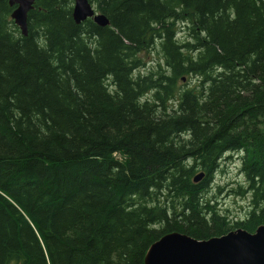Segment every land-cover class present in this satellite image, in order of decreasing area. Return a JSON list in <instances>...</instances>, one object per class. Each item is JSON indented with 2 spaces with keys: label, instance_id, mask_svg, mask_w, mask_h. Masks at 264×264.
I'll list each match as a JSON object with an SVG mask.
<instances>
[{
  "label": "trees",
  "instance_id": "16d2710c",
  "mask_svg": "<svg viewBox=\"0 0 264 264\" xmlns=\"http://www.w3.org/2000/svg\"><path fill=\"white\" fill-rule=\"evenodd\" d=\"M91 2L108 26L35 0L23 36L0 1V264H145L167 233L255 232L264 0ZM154 48L164 67L135 75ZM227 153L251 194L234 222L206 197Z\"/></svg>",
  "mask_w": 264,
  "mask_h": 264
},
{
  "label": "water",
  "instance_id": "95a60500",
  "mask_svg": "<svg viewBox=\"0 0 264 264\" xmlns=\"http://www.w3.org/2000/svg\"><path fill=\"white\" fill-rule=\"evenodd\" d=\"M6 1L13 7L11 18L22 35L27 36L28 15L35 0ZM73 1V18L77 24L89 18L102 27L110 24L104 14L93 8L90 0ZM205 175L200 172L194 182L201 181ZM145 264H264V225L253 233L239 228L204 240L181 232L167 233L149 247Z\"/></svg>",
  "mask_w": 264,
  "mask_h": 264
},
{
  "label": "rangeland",
  "instance_id": "374dc122",
  "mask_svg": "<svg viewBox=\"0 0 264 264\" xmlns=\"http://www.w3.org/2000/svg\"><path fill=\"white\" fill-rule=\"evenodd\" d=\"M177 38L187 41V30L184 29L183 24H180ZM140 58L144 65L135 72V75H147L150 71L156 70L159 64L164 67L163 55L159 48L144 51ZM185 83L187 84L184 85ZM195 83L196 79L190 77L189 80L181 82L180 86L184 89ZM241 157L242 154H225L206 192V197L211 200V203L215 204L222 213L227 214L233 222L244 219L251 209V194L244 190L247 187V181L241 172Z\"/></svg>",
  "mask_w": 264,
  "mask_h": 264
},
{
  "label": "bare ground",
  "instance_id": "6f19581e",
  "mask_svg": "<svg viewBox=\"0 0 264 264\" xmlns=\"http://www.w3.org/2000/svg\"><path fill=\"white\" fill-rule=\"evenodd\" d=\"M90 2H91V0H90ZM73 4H74V1H73ZM91 4H92V6H93V8H95L96 9V7H95V5L91 2ZM73 8H74V6H73ZM99 14H102V13H99ZM72 16H73V9H72ZM92 20H93V18H91ZM94 21V20H93ZM95 22V21H94Z\"/></svg>",
  "mask_w": 264,
  "mask_h": 264
}]
</instances>
